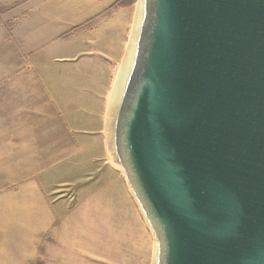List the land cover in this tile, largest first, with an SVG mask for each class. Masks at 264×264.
<instances>
[{
    "label": "water",
    "instance_id": "water-1",
    "mask_svg": "<svg viewBox=\"0 0 264 264\" xmlns=\"http://www.w3.org/2000/svg\"><path fill=\"white\" fill-rule=\"evenodd\" d=\"M138 4L114 147L156 264H264V0Z\"/></svg>",
    "mask_w": 264,
    "mask_h": 264
},
{
    "label": "rangeland",
    "instance_id": "rangeland-1",
    "mask_svg": "<svg viewBox=\"0 0 264 264\" xmlns=\"http://www.w3.org/2000/svg\"><path fill=\"white\" fill-rule=\"evenodd\" d=\"M137 5L125 12L136 14ZM124 8L114 6L115 15ZM112 12L69 22L66 32L59 25L48 46L52 59L46 57L51 69L40 72L35 88L33 53L13 37L17 21L2 17L14 45L0 35V264L157 262L153 230L115 153L109 122L134 23L118 37L106 33L104 54L92 45ZM28 128L53 130L55 143L25 145L20 136Z\"/></svg>",
    "mask_w": 264,
    "mask_h": 264
},
{
    "label": "crops",
    "instance_id": "crops-1",
    "mask_svg": "<svg viewBox=\"0 0 264 264\" xmlns=\"http://www.w3.org/2000/svg\"><path fill=\"white\" fill-rule=\"evenodd\" d=\"M119 2L120 0H0V35L4 38L9 35L11 39L6 44L13 48L12 34L11 32L9 33L8 28L3 29L4 25H1L4 23L2 17L9 21H17L13 27V37L19 41L24 50L33 53V87H39L41 84L40 72L51 69L47 66L49 60L46 57L50 56L52 59L54 51L49 50L52 46L49 49L48 46L53 43L56 37L54 31L57 30L58 26L61 25L66 32L68 29L67 23L86 21L112 9L113 12L106 19L110 24L106 28L101 29V34L97 30V38H100L101 41L98 40L92 44L98 54H104V41L105 37L108 36L107 34H112L114 38L118 37L121 31L127 30L131 21L134 23L135 13L131 11L125 12L130 7L123 9V15H119V17L115 15L117 10L114 9V6ZM8 7H11V9L7 10ZM105 29L107 30L104 33ZM45 47L47 50L41 51ZM85 47L86 50L89 49V47L84 46L83 50ZM41 54H46L44 56V66L40 62V60L42 61V58L40 59ZM87 68H91V66ZM92 77L93 82H96L95 84L97 85L99 74H92ZM21 133H23L20 136L22 138L21 141L25 145H47L54 144L56 141L52 136L55 132L49 129L37 132L36 129L28 128ZM29 148L35 149L32 146Z\"/></svg>",
    "mask_w": 264,
    "mask_h": 264
},
{
    "label": "bare ground",
    "instance_id": "bare-ground-1",
    "mask_svg": "<svg viewBox=\"0 0 264 264\" xmlns=\"http://www.w3.org/2000/svg\"><path fill=\"white\" fill-rule=\"evenodd\" d=\"M139 18H140V5L138 4L137 8H136L133 30H132L131 37H130V40L128 43L127 53L125 55L126 57L124 58L122 70H120V73L118 75V82L113 89V94H112L111 101H110V114H111L110 121H109L110 123L113 122L112 121L114 119L113 116H114V113L116 111L117 105L119 104V101H120V98H121V95L123 92V87H124L126 80H127L126 78L128 75L130 59L132 58L133 49H134L135 44H136Z\"/></svg>",
    "mask_w": 264,
    "mask_h": 264
},
{
    "label": "trees",
    "instance_id": "trees-1",
    "mask_svg": "<svg viewBox=\"0 0 264 264\" xmlns=\"http://www.w3.org/2000/svg\"><path fill=\"white\" fill-rule=\"evenodd\" d=\"M137 0H123L116 5V7H130L135 4Z\"/></svg>",
    "mask_w": 264,
    "mask_h": 264
}]
</instances>
